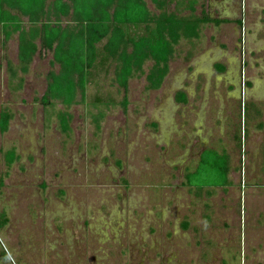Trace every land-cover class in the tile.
I'll use <instances>...</instances> for the list:
<instances>
[{
  "label": "rangeland",
  "instance_id": "obj_1",
  "mask_svg": "<svg viewBox=\"0 0 264 264\" xmlns=\"http://www.w3.org/2000/svg\"><path fill=\"white\" fill-rule=\"evenodd\" d=\"M197 2L227 21L181 40L159 89L138 74L124 91L111 64L71 105L41 102L53 53L23 73L0 25V264H264V0ZM207 148L229 156V184L196 195L185 173Z\"/></svg>",
  "mask_w": 264,
  "mask_h": 264
},
{
  "label": "trees",
  "instance_id": "obj_2",
  "mask_svg": "<svg viewBox=\"0 0 264 264\" xmlns=\"http://www.w3.org/2000/svg\"><path fill=\"white\" fill-rule=\"evenodd\" d=\"M197 1L0 0L2 46L12 35H18V59L23 73L28 71L38 47L53 53V61L60 69L51 73L41 98L46 106L51 100L65 105L77 103L78 95L84 101L94 70L111 64L116 66V82L124 91L130 78L138 74H146L147 90H157L168 74L169 61L181 40L197 39L208 23L219 25L227 21L211 17L206 8L196 14ZM175 2V9L170 10ZM149 3L154 9H150ZM130 27H142V31L131 35L127 32ZM148 61L153 64L145 73L143 66ZM10 73L16 77L11 67ZM178 96L182 97V93ZM126 104L124 98L122 105ZM103 116L102 111L92 116L97 127ZM10 118L7 111L0 114L1 133L8 130ZM60 126L63 131L68 130L67 113L60 115ZM234 138L240 147L239 133ZM8 155L5 157L8 164L18 158L14 150ZM226 155L213 149L204 150L195 169L186 171L183 185L196 195L209 188L225 187L229 172ZM1 217L0 228L7 222L3 213ZM1 256L8 259L6 252Z\"/></svg>",
  "mask_w": 264,
  "mask_h": 264
},
{
  "label": "crops",
  "instance_id": "obj_3",
  "mask_svg": "<svg viewBox=\"0 0 264 264\" xmlns=\"http://www.w3.org/2000/svg\"><path fill=\"white\" fill-rule=\"evenodd\" d=\"M251 108H252V110L250 111V108H249V104H247V106H246V109H244V114H246L249 118H252L253 119V117H252V115H251V112L252 111H254L255 112V117L257 116V117H259L260 116V109H258L254 104H251ZM248 110V111H247ZM250 111V112H249ZM253 112V113H254ZM207 149H209V148H207ZM211 149H213V148H211ZM206 150V149H205ZM213 150H216V149H213ZM204 151V150H203ZM202 151V152H203ZM217 151V150H216ZM201 152V153H202ZM220 153V152H219ZM220 154H222V153H220ZM224 154V153H223ZM201 155V154H200ZM227 157H229L228 155H227ZM230 170V169H229ZM228 177H229V172H228ZM228 184H229V181H228ZM227 184V185H228ZM226 185V186H227ZM225 186V187H226ZM222 188H224V187H222Z\"/></svg>",
  "mask_w": 264,
  "mask_h": 264
}]
</instances>
